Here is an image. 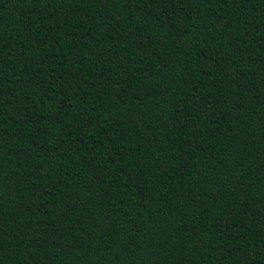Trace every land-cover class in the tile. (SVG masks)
<instances>
[{"label": "trees", "instance_id": "1", "mask_svg": "<svg viewBox=\"0 0 264 264\" xmlns=\"http://www.w3.org/2000/svg\"><path fill=\"white\" fill-rule=\"evenodd\" d=\"M0 264H264V0H0Z\"/></svg>", "mask_w": 264, "mask_h": 264}]
</instances>
